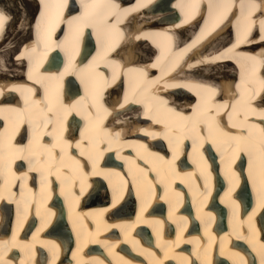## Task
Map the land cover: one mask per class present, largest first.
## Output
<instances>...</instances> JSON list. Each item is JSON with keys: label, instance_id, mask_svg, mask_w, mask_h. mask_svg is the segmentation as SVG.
<instances>
[{"label": "bare ground", "instance_id": "obj_1", "mask_svg": "<svg viewBox=\"0 0 264 264\" xmlns=\"http://www.w3.org/2000/svg\"><path fill=\"white\" fill-rule=\"evenodd\" d=\"M5 1L12 5L15 4V0H0V15L6 18L3 26L0 27L4 35L0 41V96L9 102L17 101V104L0 105V121L2 120L0 163L4 154L9 161L16 160L14 157L21 154L24 145H19L21 141L16 143L15 135L20 130L22 131L23 127L33 124L37 133L32 135L36 141H39L48 131V127L46 128L48 123L55 120L65 121V132L63 133L70 130L69 133L67 132L70 138L80 125L77 131L79 139L69 141L70 150L74 154L80 149L84 152L85 158L93 156L91 161L96 170L91 171L92 176H88L86 181L82 175L76 174L74 170L76 162L72 165L74 157L63 162L64 166H68L65 170L71 177V183H66L64 189L60 185L57 190H47L48 184L43 181V190H46L43 194L44 201L46 202L54 195L53 205L58 211L54 209L51 214L44 202L42 213L39 212L42 216L38 217V221L43 224L42 226H46L50 221L51 228L55 233L63 235L62 237L69 242L72 241L73 251L69 257L71 264L82 263L84 260L93 261L94 259H98L95 261L102 264L99 262L102 259L81 253V226L82 229L86 226V233L92 236L89 233L91 229L88 225L89 219H93L94 236L90 238L91 241H87V245L101 243L96 247H100L101 251L113 260L114 253L119 249L116 248V242L105 239V232L112 230L117 223L104 220L103 217L98 218L97 214H104L110 219L115 215L119 217V211L133 207L134 202H137L138 207L135 209L134 218L129 223L132 222L135 225L137 219L140 223L151 226L153 231H157L167 220L169 225L174 227L176 235L173 240H169V236L161 238V235L155 236L153 231L145 233L143 239H152L151 242L145 243L146 246L143 242L138 243L141 241L139 237L133 239L128 234L124 235V245L121 249H125L128 254V250H130L134 254H129L131 255L130 259H121L119 264H157V261L163 258L171 260L174 264H189L190 260L184 255V252L187 251L184 245L189 243L193 245V254L196 260L192 259L195 264H216L218 261H224L225 264H240L242 258L248 256L250 251L257 257L258 264H264V240L254 231L252 220V216L255 214H263L264 217V106L259 105L260 101L257 100L255 101L256 105L253 104L257 107L248 103V100H251L260 91H264V72L259 69L264 67V40H261L264 31H261L260 23L264 21V0H244L246 10L239 13L244 14V17H250L248 23L253 26L257 25L253 35L259 31L260 37L251 36L247 39L246 36H242V34H246L245 28L241 34L237 27L231 26L230 18H224L223 26L220 29L215 31L208 28L200 29L190 41L188 40L191 37L188 39L186 37L190 33H194L200 20V18L193 19V15L206 13L196 6V0H192L193 5L188 9L189 12L179 22H175L179 16L174 14L183 7L179 0H135V4L126 6H122L114 0H41V2L30 0L38 8L36 14H30V19L27 18V14H21L14 32L17 34L13 33L10 36L7 33L15 14L5 6ZM130 1L133 0H126V2ZM208 1L210 8L214 7V9L211 10L207 7L205 16L207 21L204 22V26L209 23V16L214 18V14H222L224 17L237 4L233 0ZM256 8L258 12L254 13ZM163 11L166 12L163 13ZM95 14H100V22ZM218 20L221 21L219 18ZM150 21L157 24L156 28L153 30H148V27L143 29L144 24H148ZM100 23L101 27L96 29L97 24ZM130 23L131 29L127 32V37H131V39L123 45L120 43L121 47H124V51L120 52L118 47L113 46V41L112 45L108 44L104 47L108 51L102 55L101 47L106 43V41L102 42L103 39L108 35L112 36L116 29L127 30ZM88 24H91L90 29L94 35L98 33L100 40L98 38L93 40L92 50V44L88 38L84 51L80 48V45L82 47L81 31ZM177 27L186 32L185 38ZM64 28L67 30L65 31ZM220 30L223 31V35L218 39H209L214 38L215 33ZM24 31L34 33L31 38L34 37L33 41L36 44L31 42L26 48V54H23L24 57L19 56L15 59L16 63L7 65L2 53L10 49L16 36L21 32L25 33ZM45 31L50 33L48 42L47 37L44 36ZM233 32L238 36L237 41L230 44L227 41L226 43L228 35ZM175 35L180 38H176ZM170 37L174 41L183 40L174 43L170 53L158 52L153 57L154 50L148 48L150 52L144 51L143 45L146 44L148 47L145 39L155 42L154 39L160 38L163 43L169 45ZM97 42L100 43L96 47ZM161 44L158 42L157 45L161 47ZM247 44H258V48L250 52ZM240 46H243L242 52L237 50ZM89 49L92 51L89 52ZM189 50L192 52L191 55ZM34 51H39L35 55L37 57H35L36 65L29 61L26 67H23V63L25 66ZM53 51L62 58V64L58 68L49 69L46 60ZM239 53L241 55L237 56ZM193 54H197L199 58L191 60L190 57ZM163 56L165 57L163 58ZM132 57L136 59H132ZM162 58L165 60L164 65L160 63ZM186 59L187 61L183 62ZM231 59L240 65V73L243 74V76L239 75L238 79L236 78V82L233 81V77L236 76L234 70H231L229 74L219 76L220 79L210 73L209 69L214 67L217 70L224 64L231 65ZM254 64L256 70L259 69L256 75L257 80L252 78L254 71L251 67ZM37 65L39 66L37 67ZM231 66L233 68V64ZM157 67L159 68L158 74L149 72L150 68ZM5 71H8L7 75ZM44 71L48 72L44 73ZM15 77L18 79L15 80ZM124 80L143 83V86L134 95L139 96L146 91L147 104L153 108L145 109V112H142L141 104L138 103L140 98H131L120 91ZM251 80L254 85L252 87H250ZM35 82L40 84L41 90L37 89ZM134 86L136 85L134 84ZM78 88H80L79 93L76 92ZM90 95L91 97L95 95L91 98L92 102H88L86 99ZM75 96L78 98L74 101L69 100ZM45 101L48 103L44 105ZM262 101L264 103V97ZM245 106L246 120H243L245 125L238 126L236 131L238 133H241L240 131L247 132L248 137L234 135L235 131H230L225 126L218 127L214 122V118L216 122L221 121L223 114L232 115L236 119L234 114L242 111ZM50 109L52 111H49ZM37 110L39 111L36 112ZM104 110L109 114L106 124L113 122V127L104 125L99 127L101 111ZM154 113H158L159 118ZM53 114L55 115L51 117L50 115ZM153 121H162L166 125L162 130H158ZM200 121L205 125H202ZM69 122L70 125H73L72 131ZM235 124L240 125L238 119ZM148 134L151 136L148 137ZM230 135L235 137V143L231 145L228 142ZM56 136L61 138L59 133L52 138ZM174 136L177 138L174 143H171ZM24 138L25 134L20 136V140ZM102 138L106 139V145H103ZM183 138H190L189 143L192 145L190 150L181 149ZM46 140L48 139L46 138ZM58 140L64 142L62 139H57L54 143L49 140L48 142L53 145L48 146V150L51 147L53 150L59 144ZM144 140L150 141L145 149L141 147ZM165 143L164 150H151L162 148ZM64 147L68 146L64 145ZM112 148L114 154L107 155L106 159L102 154ZM168 148L172 149L166 153ZM213 149L217 152H221L223 149L227 153V157L220 159L221 166L218 165V169L213 165L214 171L220 173L222 177V179L216 177L217 180H222V183L226 182V184L220 186L225 190L211 198V203L208 205L212 185L209 184L203 156L206 160L213 161V157L208 156ZM243 149L245 153L247 152V160L243 164L245 168L239 175L240 170L237 166L235 165L233 169L229 164L232 160L230 156ZM180 155L182 158L178 159ZM184 155H187L188 160L184 159ZM79 161L82 163V160ZM232 162L234 161L232 160ZM189 163L193 169L189 167ZM146 164L152 169L151 173L150 169L145 167ZM206 167L208 169L210 166L206 165ZM219 167L222 173L219 172ZM7 169L13 174L18 172V168L13 169L11 165L5 168V170ZM12 173H7L5 177L0 167V178H6L5 182L1 180L0 183V198L2 195L9 199H11L10 196H14L9 195V190L13 188L15 180L20 175L13 176ZM150 174H153L154 177L152 178ZM127 175L132 179L134 187L132 193L128 191V184L125 182ZM119 180L124 181L116 190ZM239 182H243L242 184L247 186L240 193L247 196L249 192L248 195L251 196L244 202L246 207L251 205V209L245 215H242L244 211H241L238 204V197L244 195H240L237 191L234 193ZM175 183L176 185H174ZM124 191H127L125 195H123ZM157 193L158 195L155 197ZM185 193L189 195L192 209L191 212L186 213L187 215L193 213L190 220L192 223H198L204 238L217 242V249L214 250L215 256L210 254L213 258L208 254L206 246H199L204 245V240L184 234L189 232L187 231L189 218L186 215L185 219L182 216L183 212H178L175 209L180 206L185 198ZM103 196L104 202H107L103 208L86 210L87 204L98 203ZM9 199L2 201L6 208H8ZM186 202L188 203V201ZM150 205L151 207L156 206V218L144 214ZM224 208L229 210L225 214L226 218L222 210ZM61 209H65L68 216H64ZM15 210L20 214L19 216L17 214L18 217L15 216L16 219L13 223L9 222V230L16 226L21 227L20 224H23L27 217L26 212H21L20 206ZM184 211L186 210L184 209ZM152 212H154V208H152ZM130 213L126 215H130ZM219 214L221 216H217L216 223L220 226H225L226 223L227 227L223 228V232L217 231L216 234L212 230L216 225L213 222L214 216ZM76 215L73 232L70 225ZM122 222L118 223L122 224ZM7 223V220L0 222V237H4L7 233ZM244 224L245 231L241 229ZM66 225L69 226L70 232H66ZM142 232H144V228L137 230L140 235ZM7 244L8 242L1 244L0 251ZM178 244L181 245L176 246ZM45 248H48V244L45 245ZM24 250L30 252V260L36 253L33 248ZM93 250L95 251L94 248ZM53 251V247L46 250V252H50L51 256ZM57 258H61L60 253ZM70 259L67 264L70 263ZM216 260L218 261L216 262ZM19 264H24V256L20 258Z\"/></svg>", "mask_w": 264, "mask_h": 264}, {"label": "rangeland", "instance_id": "obj_2", "mask_svg": "<svg viewBox=\"0 0 264 264\" xmlns=\"http://www.w3.org/2000/svg\"><path fill=\"white\" fill-rule=\"evenodd\" d=\"M4 3H5V6H7L10 9L11 13L15 14L14 19L12 20V25H11L12 29H10L11 27H9L10 32L8 31V33H7V35H9V36L12 35L16 31V28L18 26V21L20 19L19 16H21V14H27V18L30 19V14H36L37 9H38L36 7V5L34 4V2H32L30 0H25V1L24 0H15L14 5H12V4H10V2H6V1ZM39 11H40V9H39ZM164 12H166V11H163V13ZM22 32H21V34L16 36V39L13 41V44L10 47V49L3 51V53H2V56L4 57V60H5L7 65H10L12 63H16L15 59L18 58L19 56L24 57L23 54H26V48H28V45H30L31 42H33L34 37L31 38V36H33L34 33H32L31 31L28 33H26L25 31H24L25 33H22ZM33 43L36 44V42H33ZM143 46H144L145 52H147V53L150 52V49H148L149 45H148V47L146 44H144ZM231 65L224 64V65L218 67L217 70L213 65V67L215 69L212 68V69H209V71H210V73H213L214 77L217 76L219 78V76H221V75H224L227 73L229 74V72L231 73V70H233ZM23 67H26V65L25 66L23 65ZM10 70L13 71V69H10ZM5 72L7 75L8 71H5ZM9 76H11V75H9ZM149 227H151V226H149Z\"/></svg>", "mask_w": 264, "mask_h": 264}, {"label": "water", "instance_id": "obj_3", "mask_svg": "<svg viewBox=\"0 0 264 264\" xmlns=\"http://www.w3.org/2000/svg\"><path fill=\"white\" fill-rule=\"evenodd\" d=\"M88 38H89V34H88V31L86 30L85 31L84 40H83L84 41L83 42V47H82V49L84 51H85V48L87 47V45L85 44V42L88 40ZM60 64H61V58H60V56H57L54 51L51 54H49L48 60H47V65H48L49 68H58L60 66ZM66 82H67V79H66ZM217 181L220 182V180H217Z\"/></svg>", "mask_w": 264, "mask_h": 264}, {"label": "snow or ice", "instance_id": "obj_4", "mask_svg": "<svg viewBox=\"0 0 264 264\" xmlns=\"http://www.w3.org/2000/svg\"><path fill=\"white\" fill-rule=\"evenodd\" d=\"M5 17L3 15H0V27L3 26V23L5 22ZM261 31H264V21H261ZM261 40H264V36H261Z\"/></svg>", "mask_w": 264, "mask_h": 264}]
</instances>
